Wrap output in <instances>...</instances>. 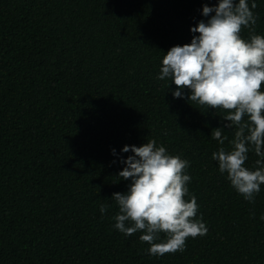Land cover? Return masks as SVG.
Masks as SVG:
<instances>
[{
	"label": "trees",
	"instance_id": "obj_1",
	"mask_svg": "<svg viewBox=\"0 0 264 264\" xmlns=\"http://www.w3.org/2000/svg\"><path fill=\"white\" fill-rule=\"evenodd\" d=\"M216 3L0 0V264H264V185L249 202L212 159V130L223 128L226 149L234 138L225 110L175 99L171 80L157 79L164 54L190 44L202 6ZM153 139L189 161L185 199L196 197L208 229L162 256L113 219V194L130 182L121 150Z\"/></svg>",
	"mask_w": 264,
	"mask_h": 264
},
{
	"label": "clouds",
	"instance_id": "obj_2",
	"mask_svg": "<svg viewBox=\"0 0 264 264\" xmlns=\"http://www.w3.org/2000/svg\"><path fill=\"white\" fill-rule=\"evenodd\" d=\"M256 7L255 0L203 5L201 15L207 20L190 28V44L173 46L164 54L157 76L176 86L173 98H187L215 112L225 110L224 127L235 129L234 138L226 149L223 128L212 130L211 139L220 145L212 159L249 202H254L264 185V35L255 34ZM242 27L253 33L247 40L240 35ZM250 151L258 157L255 170L245 166ZM129 152L132 155L123 159L122 154ZM112 155H117L115 149ZM120 162L124 167L118 175L130 182L125 193L112 197L119 206L113 217L116 230L127 236L141 231L140 240L149 244L148 252L154 256L182 252L187 238L207 234L202 216L197 218L196 197L185 199L191 181L184 171L189 161L168 154L153 139L141 146H124ZM106 211L101 205L100 212Z\"/></svg>",
	"mask_w": 264,
	"mask_h": 264
}]
</instances>
